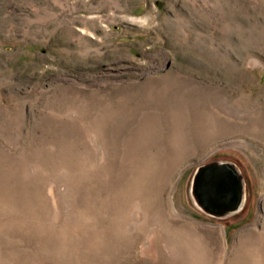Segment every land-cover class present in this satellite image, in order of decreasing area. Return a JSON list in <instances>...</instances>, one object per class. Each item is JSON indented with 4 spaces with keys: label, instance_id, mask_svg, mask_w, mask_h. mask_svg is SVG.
<instances>
[{
    "label": "rangeland",
    "instance_id": "374dc122",
    "mask_svg": "<svg viewBox=\"0 0 264 264\" xmlns=\"http://www.w3.org/2000/svg\"><path fill=\"white\" fill-rule=\"evenodd\" d=\"M0 197V264H264V0H0Z\"/></svg>",
    "mask_w": 264,
    "mask_h": 264
},
{
    "label": "water",
    "instance_id": "95a60500",
    "mask_svg": "<svg viewBox=\"0 0 264 264\" xmlns=\"http://www.w3.org/2000/svg\"><path fill=\"white\" fill-rule=\"evenodd\" d=\"M194 195L203 210L213 216H226L240 206L243 182L236 167L213 162L202 166L195 178Z\"/></svg>",
    "mask_w": 264,
    "mask_h": 264
},
{
    "label": "bare ground",
    "instance_id": "6f19581e",
    "mask_svg": "<svg viewBox=\"0 0 264 264\" xmlns=\"http://www.w3.org/2000/svg\"><path fill=\"white\" fill-rule=\"evenodd\" d=\"M108 110V109H107ZM78 112V111H77ZM104 112V111H103ZM109 112V111H108ZM113 113V112H112ZM115 114V113H114ZM99 116V115H98ZM112 116V115H111ZM102 117V116H101ZM103 118V117H102ZM109 118V117H108ZM99 119V118H98ZM145 120V119H144ZM165 121V120H164ZM117 124V123H116ZM177 126V125H176ZM182 127V126H181ZM162 128V127H160ZM159 130V129H158ZM162 130V129H161ZM164 130V129H163ZM28 132V131H27ZM160 132V131H158ZM91 133V132H90ZM191 133V132H190ZM92 134V133H91ZM155 134V133H154ZM160 134V133H159ZM163 135V134H162ZM161 135V136H162ZM97 136V135H96ZM160 136V135H159ZM158 136V137H159ZM155 137V136H154ZM181 137L180 133L178 130L173 129L172 133H170V138L172 141H174V147H178L180 144V140L179 138ZM154 139V138H153ZM157 140V139H156ZM154 142V141H153ZM152 142V143H153ZM162 144V143H161ZM62 145V144H61ZM155 145V144H154ZM63 146V145H62ZM167 146V145H166ZM171 146V145H170ZM69 147V146H68ZM72 147V146H71ZM74 147V146H73ZM113 147V146H112ZM153 147V146H152ZM108 148V147H107ZM62 149V148H61ZM72 149V148H71ZM112 149V148H111ZM114 149V148H113ZM163 149V148H162ZM183 149V148H182ZM65 150V149H64ZM161 150V149H160ZM126 151V149H125ZM124 151V152H125ZM115 152V151H114ZM64 161V160H63ZM58 163V162H57ZM55 164V163H54ZM129 169V168H128ZM126 173V172H125ZM134 174V173H133ZM87 179V178H85ZM131 179V178H130ZM118 185V184H117ZM133 190V188H132ZM139 190V189H138ZM131 191V190H130ZM129 192V191H128ZM131 193V192H130ZM142 193V192H141ZM149 194V193H148ZM120 195V194H119ZM100 196V195H99ZM135 197V196H134ZM1 198V197H0ZM103 200V199H102ZM101 201V200H100ZM99 201V202H100ZM122 202V201H121ZM99 204V203H98ZM120 207V206H119ZM141 208V207H140ZM162 209V208H161ZM133 212V211H132ZM86 213V212H85ZM182 227V226H181ZM182 228H185L184 226ZM179 229V228H178ZM185 230V229H184ZM183 229L182 230H178L175 232L170 233L171 235L173 234V238L170 239V243L179 246V251H180V258L181 260L183 259V261L187 262V263H193V264H205L204 263V259L207 256V253L204 251V248H207V246H205L204 242L202 240H198L197 236L192 232V229H190L191 231L189 232H185ZM170 231V230H168ZM115 232V231H114ZM196 233V232H195ZM198 234V232H197ZM199 235V234H198ZM208 235V234H207ZM204 236V235H203ZM203 238V237H201ZM197 239V240H196ZM206 239V237H205ZM204 239V240H205ZM207 240V239H206ZM206 243V242H205ZM211 246V245H209ZM211 248V247H210ZM209 248V249H210ZM246 248V247H245ZM217 249V248H216ZM221 249V248H220ZM224 249V248H222ZM226 251V250H225ZM223 251V252H225ZM215 253H219L215 251ZM239 253V252H238ZM228 254V253H227ZM224 255V254H223ZM231 255V254H230ZM233 256V255H232ZM213 257V256H212ZM211 257V259H212ZM227 257V255H226ZM210 258V257H209ZM231 259V258H228ZM240 259V258H239ZM207 260V259H206ZM210 260V259H209ZM246 257L243 254V258L242 261H245ZM208 261V260H207ZM211 261V260H210ZM216 261V260H215ZM224 261V260H223ZM206 262V261H205ZM226 262V261H225ZM233 263V262H232ZM244 263V262H243ZM211 264V263H210ZM221 264V263H220ZM229 264V263H228ZM237 264V263H236Z\"/></svg>",
    "mask_w": 264,
    "mask_h": 264
}]
</instances>
